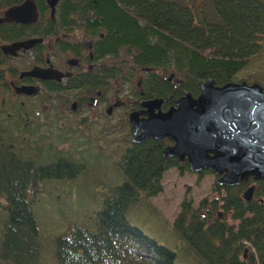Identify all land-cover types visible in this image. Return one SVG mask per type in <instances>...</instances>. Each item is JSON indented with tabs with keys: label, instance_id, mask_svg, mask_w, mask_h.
<instances>
[{
	"label": "trees",
	"instance_id": "trees-1",
	"mask_svg": "<svg viewBox=\"0 0 264 264\" xmlns=\"http://www.w3.org/2000/svg\"><path fill=\"white\" fill-rule=\"evenodd\" d=\"M22 1L0 0V9ZM33 1L39 12L37 22L28 27L0 24L1 39L45 32L48 22L44 17V0ZM69 1L71 4H60L58 16L65 17L68 11L77 10L81 15H93L95 22L88 23L89 28L105 30L100 42L102 52L119 55L122 51L124 54L118 58H128L135 68L152 67L146 78L153 81L155 92L158 88L162 91L160 84L164 91L168 90L167 82L155 70L173 71L180 77L176 97L184 93L196 96L207 80L215 85L241 82L234 80L236 73L264 42V0H204L206 8H197L196 0ZM49 27L53 29L52 23ZM3 87L6 89L5 84ZM28 114L26 104L17 100L0 104V116L6 119L5 126L0 123V197L3 198L0 206L5 212L0 219L3 264H46L36 223V214L38 220L42 214L36 207L42 201L37 196L39 183L72 178L83 167L79 160L82 150H74L72 155L67 148L61 149L65 156L47 163L28 157L33 143L43 151L49 134V130L39 128V123L32 128L24 126ZM12 119L19 124L17 140L23 141L19 152L28 158L14 152V141L5 137L7 120ZM126 131L127 138L121 139L126 146L115 160L122 172L121 182L105 194L100 207L92 212L89 225L76 224L73 220L58 226L60 229L51 237L53 264H174V251L130 224L125 213L140 199L155 196L162 190L160 180L167 169L175 168L179 175L191 171L185 160L162 154L172 144L168 138L147 137L135 142L129 137V128ZM96 140V152L108 151V156L115 157L114 149ZM203 172L212 171L196 174L200 176ZM250 180L255 187L248 201L242 198L244 181L233 186L215 181L212 189L217 197L203 199L197 208L191 207L189 200L180 202L172 227L178 238L206 264H264V202H260L264 200V182ZM71 209L75 218L77 209L71 206L69 212ZM227 214L231 222L226 220ZM50 222L54 225L52 218Z\"/></svg>",
	"mask_w": 264,
	"mask_h": 264
},
{
	"label": "rangeland",
	"instance_id": "rangeland-1",
	"mask_svg": "<svg viewBox=\"0 0 264 264\" xmlns=\"http://www.w3.org/2000/svg\"><path fill=\"white\" fill-rule=\"evenodd\" d=\"M196 3H198L197 8L207 7V3L204 0H196ZM3 9L4 7L0 9V15ZM169 73V71L166 72L165 76ZM138 75L141 76L142 72L136 68L132 79L133 84H129L128 87L119 88V94L128 93L129 102L139 100L134 84ZM178 78L180 80V77ZM173 80L176 79L173 78ZM234 80L245 83L254 81L264 90V42L257 53L249 59L247 65L236 73ZM110 87L113 90L114 85ZM64 96L65 94L62 93L60 97L63 98ZM119 99L122 103L126 101L123 97ZM68 106L66 105L62 109L68 118L65 122V127L58 128L56 127L57 123L53 121L48 139L45 141V146H42L43 151L33 143L32 151L27 155L39 163H47L54 161L58 156H65L61 149L65 150L67 148L68 153L72 155L74 150H82V157L79 160L83 167L74 177L42 181L38 186L39 191H37V196L40 195L39 198L41 197L42 201H40V206L38 201L36 207L41 209L42 214L40 220H38L36 214V223L39 229V239L44 250L42 258L46 264H53L52 250L54 249V242H52L51 237L60 229L58 226L70 224L68 222L73 220L76 224L89 225L88 220L91 218L92 212L100 207L105 194L122 180V172L115 160L119 157L121 149L126 146V143H122L121 139L122 137L126 139L128 132L118 123L120 109L114 110L109 115H104V106H101L103 116L99 120L95 116L96 109L99 108L91 109L90 103L85 105V113L80 108L74 113H70L67 108ZM124 106L130 107L128 103L124 104ZM28 109L30 113L28 118L30 120L42 119L43 123L46 111L51 110L48 104L42 106L39 104H29ZM57 112L60 111L57 110ZM124 116L126 117V112ZM2 118L0 116V123L5 126L6 119ZM82 118L84 122H88L84 124L87 129L80 126L79 119ZM113 118L114 121L112 120ZM14 122V120H7L5 137L8 141H14V152L21 155L19 151L22 149L20 145H22L23 141L21 139L17 140L19 124H15ZM74 127H76L77 134H74V131H72ZM135 136L137 135L135 134ZM129 137L133 136L129 135ZM108 138H114V142L110 146L104 142ZM94 139L102 142L104 147L114 149L115 157L108 156V151H102V153L96 152ZM25 153L26 151L23 150V154ZM21 156L24 157L23 155ZM212 172H203L200 176L192 171L179 175L177 169L169 168L163 172L160 180L162 190L155 196L140 199L138 203L129 207L125 213L126 219L130 224L139 228L157 243L174 251V264H206L191 251L185 241L178 238V234L172 227V221L179 211L182 199L189 200L191 207L197 208L203 199L210 200L217 197V193L212 187L213 183L218 180L219 175ZM250 178L252 176H248L243 180L246 182V186H251L254 183L252 180H249ZM2 202L3 198L0 197V203ZM71 206L77 209L75 218H73V210L71 209L69 212ZM4 216L5 212L0 206V219H3ZM219 216L222 217L221 212H219ZM51 218L54 221V225L50 222ZM226 220L231 222L229 214H227ZM0 264L3 263L0 262Z\"/></svg>",
	"mask_w": 264,
	"mask_h": 264
},
{
	"label": "flooded vegetation",
	"instance_id": "flooded-vegetation-1",
	"mask_svg": "<svg viewBox=\"0 0 264 264\" xmlns=\"http://www.w3.org/2000/svg\"><path fill=\"white\" fill-rule=\"evenodd\" d=\"M64 2L71 4L72 1L58 0L54 6L53 13H51L48 4L44 0L43 3L46 6L44 17L48 23L43 34L39 32L33 34L25 33L9 40L0 38V77L2 78L0 80V104L4 105L8 101L14 100H17L20 104H26L27 107L29 104H39L41 106L48 104L51 110L46 111L44 123L42 119L30 120L27 117L24 126L32 128L39 123L40 128H45L49 132L53 121L57 123L56 127H65V122L68 118L62 109L66 105H69L67 108L70 113H74L78 108L85 113V105L90 103L91 109L99 108L96 109L95 113L99 120L103 116L101 106H104V115H109L119 108L118 123L125 131L129 128L131 135L134 137L132 122L128 117L130 113H134L136 118L146 117L147 108L145 107V102L153 99L161 100L158 108H153V112H162L170 106H174V102L179 98L175 94L180 80L173 71L166 70L162 72L161 69L155 70V73L167 82L168 87V90L164 91V86L160 84L162 91L158 88L157 92H155L156 88L154 90L151 83L153 81L146 78V73L153 70L152 67H138L137 69L142 72V75L137 76L134 84L139 100L129 102L127 92L125 94H119L118 92L120 87H128L129 84H133L132 79L136 68L128 58H118L120 54H124L122 51L119 52V55L101 51L100 42L104 38L105 30L95 26L89 28L88 23L92 24V22H95L93 15H81L77 10L76 13L75 11H68V15H65V17L58 16L59 12L57 10H60V4ZM10 6L4 7L2 10L0 24L13 23L28 27L37 22L39 17L37 7V19L33 23L21 24L4 21L2 19L3 11ZM90 12L88 11L89 14ZM49 23H52V30L49 27ZM22 31H25V28ZM28 39H37L39 41L32 44L28 49H19L13 52L8 48L2 49L4 45ZM34 67L48 70L46 72L48 78L40 79L29 75L28 72ZM52 71L55 72L54 75L51 74ZM168 71L170 73L165 76ZM56 75L59 77L58 79L50 78ZM173 78L176 80H173ZM3 84H5L6 89H4ZM111 85H114L113 90L110 87ZM155 85L158 86L157 84ZM32 86L35 87V93L33 94L15 91V88H29ZM149 89L153 91H148ZM62 93L65 94L63 98L60 97ZM121 97L126 99L125 103H122L119 99ZM127 103L130 105L129 108L124 106ZM57 110L60 112H57ZM125 112L126 117L124 116ZM13 115L11 114V116ZM13 119L15 120V117ZM83 120V118L79 119L80 126L87 129L84 124L88 122ZM112 120L114 121V118ZM73 129L74 134H77L76 127ZM22 139L26 140L25 137ZM104 142L110 146L114 142V138H108ZM251 186L254 188L255 183L251 184ZM247 187L249 186H245L244 190Z\"/></svg>",
	"mask_w": 264,
	"mask_h": 264
},
{
	"label": "water",
	"instance_id": "water-1",
	"mask_svg": "<svg viewBox=\"0 0 264 264\" xmlns=\"http://www.w3.org/2000/svg\"><path fill=\"white\" fill-rule=\"evenodd\" d=\"M51 13L58 0H45ZM7 22L30 24L37 19L33 0H24L3 11ZM37 39L13 42L2 46L10 51L28 49ZM48 70L34 67L29 75L47 79ZM51 74H55L54 71ZM58 79L52 76L50 78ZM16 92L35 93V87L15 88ZM160 99L145 102L146 117L128 116L134 141L146 137L168 138L172 141L162 154L186 160L190 171L211 170L219 175L217 183L233 186L248 176L264 182V90L257 83L228 82L215 85L204 81L197 96L184 94L165 111L153 112ZM247 187L242 198L253 194Z\"/></svg>",
	"mask_w": 264,
	"mask_h": 264
},
{
	"label": "bare ground",
	"instance_id": "bare-ground-1",
	"mask_svg": "<svg viewBox=\"0 0 264 264\" xmlns=\"http://www.w3.org/2000/svg\"><path fill=\"white\" fill-rule=\"evenodd\" d=\"M36 4V3H35ZM133 131V130H132ZM133 133H135V134H137L138 133V131L137 132H133Z\"/></svg>",
	"mask_w": 264,
	"mask_h": 264
}]
</instances>
